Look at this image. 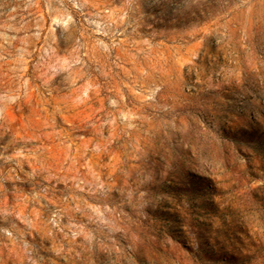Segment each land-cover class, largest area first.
<instances>
[{"label": "rangeland", "instance_id": "1", "mask_svg": "<svg viewBox=\"0 0 264 264\" xmlns=\"http://www.w3.org/2000/svg\"><path fill=\"white\" fill-rule=\"evenodd\" d=\"M0 264H264V0H0Z\"/></svg>", "mask_w": 264, "mask_h": 264}]
</instances>
